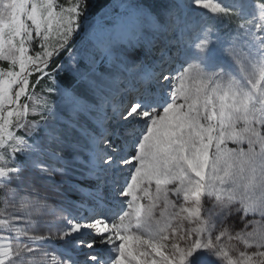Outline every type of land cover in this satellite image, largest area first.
Listing matches in <instances>:
<instances>
[{
  "label": "snow or ice",
  "instance_id": "obj_1",
  "mask_svg": "<svg viewBox=\"0 0 264 264\" xmlns=\"http://www.w3.org/2000/svg\"><path fill=\"white\" fill-rule=\"evenodd\" d=\"M0 264H264V0H0Z\"/></svg>",
  "mask_w": 264,
  "mask_h": 264
},
{
  "label": "rangeland",
  "instance_id": "obj_2",
  "mask_svg": "<svg viewBox=\"0 0 264 264\" xmlns=\"http://www.w3.org/2000/svg\"><path fill=\"white\" fill-rule=\"evenodd\" d=\"M43 86V85H42Z\"/></svg>",
  "mask_w": 264,
  "mask_h": 264
}]
</instances>
